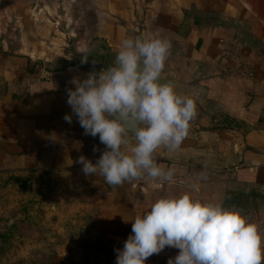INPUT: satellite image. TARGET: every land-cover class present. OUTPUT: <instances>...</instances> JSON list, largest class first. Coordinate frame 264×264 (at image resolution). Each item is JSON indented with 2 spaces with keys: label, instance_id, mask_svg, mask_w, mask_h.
<instances>
[{
  "label": "crops",
  "instance_id": "0c3cea01",
  "mask_svg": "<svg viewBox=\"0 0 264 264\" xmlns=\"http://www.w3.org/2000/svg\"><path fill=\"white\" fill-rule=\"evenodd\" d=\"M196 1L190 12L182 0V17L173 16L166 26L161 23L160 30L171 40L162 73H173L177 93L196 102L181 147L172 153L160 147L154 153L158 166L174 169L173 182L145 177L118 186L99 174L85 176L77 163L80 156L95 163L100 154L83 139L66 89L74 87V77L86 78L96 67L92 61V70L84 64L68 67V42L73 39L35 30L24 1L1 2L0 212L15 216L11 222L28 217L38 226L15 223L20 225L14 226L19 231L14 237L23 235L25 247L36 242L30 234L38 229L48 233L41 247L70 250L86 237L82 227L89 216L100 217L102 227L113 230L111 243L123 246L135 216L159 197L185 192L239 210L264 235V16L253 0H214L208 9ZM234 40L242 43V61L254 73L252 78L239 75L223 56ZM100 41L107 43L95 41L88 56L103 47L96 45ZM66 114L72 115L71 124L64 120ZM46 184L56 185L55 192L43 194L40 187ZM192 184L198 188L193 190ZM33 189H40L33 191L37 198L29 195ZM103 192L114 194L112 201L101 200ZM178 251L166 247L146 264L152 258L158 264L163 254L168 262Z\"/></svg>",
  "mask_w": 264,
  "mask_h": 264
},
{
  "label": "clouds",
  "instance_id": "9594fccd",
  "mask_svg": "<svg viewBox=\"0 0 264 264\" xmlns=\"http://www.w3.org/2000/svg\"><path fill=\"white\" fill-rule=\"evenodd\" d=\"M170 49L171 40L162 34L127 37L114 63L70 81L74 87L66 91L72 114L84 135L98 136L105 146L95 163L78 158L85 176L99 174L114 186L145 177L173 182L174 169L158 166L154 153L160 147L170 153L181 147L196 102L178 94L173 81L162 75ZM89 51L82 42L81 63L88 61ZM64 120L71 124L72 115ZM166 247L179 250L167 264H264V235L256 223L237 209L188 192L159 197L135 216L123 247L115 250L116 264H146Z\"/></svg>",
  "mask_w": 264,
  "mask_h": 264
},
{
  "label": "rangeland",
  "instance_id": "374dc122",
  "mask_svg": "<svg viewBox=\"0 0 264 264\" xmlns=\"http://www.w3.org/2000/svg\"><path fill=\"white\" fill-rule=\"evenodd\" d=\"M7 1L9 0H0V5L1 2L6 3ZM19 1H24L25 13L26 15H30L32 23L35 24V30L43 35L47 34L61 36L63 39L67 37L68 39H73L72 42H68V67L74 68L76 65L84 64L89 70H92L89 66V61L81 63L80 47L82 42H87L91 51L93 43L102 39L115 51H118L122 39L137 37L141 33L144 35L145 33L151 32L150 27L153 28V33L160 34L161 27H163L161 23L166 26L169 19H172L173 16L182 17L183 8H185L182 0ZM186 1L189 3L187 4L188 11L192 12V6L194 3L196 5L197 1ZM213 1L201 0V3H204L208 9L209 4ZM253 2L260 4L258 11L261 16H264V0H253ZM251 11L253 12L252 9ZM261 24L262 22L259 25ZM66 44L63 41V47H67ZM89 53L88 55H90ZM83 139L86 140L89 147L93 148L99 140V137L86 135ZM91 154L88 150L89 158ZM99 157L97 156V158ZM55 186L50 188L46 184L40 188L43 194L47 195L49 191L51 193L55 192ZM36 190L40 189L31 190L29 195L36 197L38 195L37 193L35 196L32 195L34 194L33 191ZM20 193L22 194L23 191H20ZM99 195L101 200L105 199L108 202L109 200L112 201L114 194L103 192ZM110 204L111 202L108 203L109 206ZM33 207L31 205V208ZM14 217L11 215L6 216L0 212V264H116L115 250L123 247L116 241H114V244L111 243L115 239L112 233L113 230L102 227L104 223H102L100 217L94 216H89L84 220L83 225L85 227H82V229H87L86 233L84 232L86 237L80 238L79 244L75 243V246L70 250L69 248L54 246L53 244L47 247H41L40 245H44V240L41 238L48 237V233L38 231V229H35L36 231L30 234L35 236L36 242L32 241L29 243L31 246L25 247L26 240L25 238L23 239V235L19 236V238L14 237L18 236L19 232L14 226L20 225L19 223H15L21 222L22 225L29 229L33 226L36 228L38 226L32 223L28 217H26V220L17 218L12 222L9 221V219L13 220ZM29 217L33 218L34 216L30 215ZM64 222L68 228V217L64 218ZM78 226L81 227V224ZM156 255L154 254V256ZM157 261L155 258H152L151 263L155 264ZM158 264H167L164 254L160 257Z\"/></svg>",
  "mask_w": 264,
  "mask_h": 264
},
{
  "label": "water",
  "instance_id": "95a60500",
  "mask_svg": "<svg viewBox=\"0 0 264 264\" xmlns=\"http://www.w3.org/2000/svg\"><path fill=\"white\" fill-rule=\"evenodd\" d=\"M139 36H143L142 34H139ZM98 47L100 45H103V47L98 48L95 53H93V57H96V62H92V65H94L97 69V72H99L101 69H106L109 65H111L112 63H114L115 61V55L117 54V52L113 51L107 43H105L104 41H100L97 42L96 44ZM163 77L165 79L171 80L173 81V83L176 86L177 83V78L176 76L171 73H162ZM96 149V151H93V149ZM94 148L92 149V152H97L100 155L102 154V152L105 150V146L103 144L100 143V141L98 140L97 143L95 144Z\"/></svg>",
  "mask_w": 264,
  "mask_h": 264
},
{
  "label": "built area",
  "instance_id": "2783aa9c",
  "mask_svg": "<svg viewBox=\"0 0 264 264\" xmlns=\"http://www.w3.org/2000/svg\"><path fill=\"white\" fill-rule=\"evenodd\" d=\"M224 58L232 62L235 71L241 76L252 78L254 73L246 69L245 63L242 61V43L234 40L230 46L224 50Z\"/></svg>",
  "mask_w": 264,
  "mask_h": 264
},
{
  "label": "flooded vegetation",
  "instance_id": "af4514ba",
  "mask_svg": "<svg viewBox=\"0 0 264 264\" xmlns=\"http://www.w3.org/2000/svg\"><path fill=\"white\" fill-rule=\"evenodd\" d=\"M97 57V56H96ZM96 57H92V55L91 56H88L87 58H88V61L89 62H93V61H95L96 62Z\"/></svg>",
  "mask_w": 264,
  "mask_h": 264
}]
</instances>
